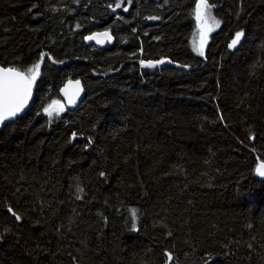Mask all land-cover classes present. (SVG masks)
I'll return each instance as SVG.
<instances>
[{
  "label": "trees",
  "instance_id": "16d2710c",
  "mask_svg": "<svg viewBox=\"0 0 264 264\" xmlns=\"http://www.w3.org/2000/svg\"><path fill=\"white\" fill-rule=\"evenodd\" d=\"M114 7L0 0V67L43 57L0 131V264H264V0H215L203 56L193 0ZM69 80L86 98L49 120Z\"/></svg>",
  "mask_w": 264,
  "mask_h": 264
},
{
  "label": "snow or ice",
  "instance_id": "6c2138e0",
  "mask_svg": "<svg viewBox=\"0 0 264 264\" xmlns=\"http://www.w3.org/2000/svg\"><path fill=\"white\" fill-rule=\"evenodd\" d=\"M113 2L115 4L113 11H115V9H119L122 5H124L125 0H119V2H115V0H113ZM193 2L195 3V19L198 22V33L194 35V45L197 54L203 56V49L208 35L214 30L213 24L218 27L220 21L217 20L210 12V9L215 5V0H213L212 4H209V0H199L198 3H196V0H193ZM128 3H131V0H128ZM123 11L127 12L128 8L124 7ZM152 19H157V17H152ZM209 21L212 23L210 24ZM97 36H105L109 39L112 38L110 33L106 31L103 33H96L93 36H88L86 39L92 40ZM242 37H244L243 31L236 32L235 38L232 39L229 47L235 48L239 44ZM41 62H43V57H40V62L34 64L31 68H28L26 72H21L15 67H0V125H3L5 121H12L17 113L22 112L27 105V102L32 94V87L39 75ZM52 62L56 63V61ZM164 62V60H160L155 63L152 61L145 62L141 60L140 64L142 67L155 68L157 64H163ZM75 84L77 86L76 95L78 96L79 91H82L79 87L80 81H75ZM51 109L52 105H49L48 108L44 109V112L48 115L49 120H51L53 116ZM59 114V112H56L57 116ZM75 135L76 134L73 133V138H75ZM256 172L258 175L264 176V164H261L256 169ZM79 192L83 193V189H79ZM81 198L82 197L80 195L77 196V199ZM8 211L11 212L17 220L20 219V216L17 215L11 208H9ZM132 216L133 218H136L137 216V211L135 209L132 210ZM133 227H135V225H133ZM166 257L169 264H171L173 259L172 254L166 253Z\"/></svg>",
  "mask_w": 264,
  "mask_h": 264
},
{
  "label": "water",
  "instance_id": "95a60500",
  "mask_svg": "<svg viewBox=\"0 0 264 264\" xmlns=\"http://www.w3.org/2000/svg\"><path fill=\"white\" fill-rule=\"evenodd\" d=\"M154 1L155 2H159L160 0H154ZM103 32H106V31H103ZM103 32H98V33H103ZM95 34H92L90 36H93ZM110 35L112 37L111 39H109L108 37H105V36H97L95 39H92V40H88V39L85 38V42H86V44L88 46H94L96 48L102 49V48H105V47L110 46V45L113 44L114 37H113V35L111 33H110ZM210 40H211V37H210V34H209L208 38L206 40L205 47L203 49L204 54L208 50V47H209V44H210ZM242 40L243 39L241 38L239 44L242 42ZM75 81H77V80H69L63 85V87L60 90V100L57 101V103H53L52 104L51 111L52 110L61 111V109H62V111L74 112L82 105V103L84 102V100L86 98V91H85V89L83 87L82 82L80 81L79 87L82 89V91H79V94L77 96L76 95L77 86L75 84ZM34 99H35V91L33 90V87H32L31 97L28 100L27 105L25 106L23 111L17 113V115L13 118L12 121H5L3 125H0V131H2L7 125L14 123L17 119H19V118L23 117L24 115H26L29 112V110L31 109V106L33 104ZM256 176H257L258 180L264 181V176H260L257 173H256Z\"/></svg>",
  "mask_w": 264,
  "mask_h": 264
},
{
  "label": "rangeland",
  "instance_id": "374dc122",
  "mask_svg": "<svg viewBox=\"0 0 264 264\" xmlns=\"http://www.w3.org/2000/svg\"><path fill=\"white\" fill-rule=\"evenodd\" d=\"M209 23L211 24L212 22L211 21H209ZM213 28H214V30L213 31H211L209 34H213V33H215L216 31H218L219 29H220V24H219V26L218 27H216L214 24H213ZM197 41H198V37H197ZM194 42V41H193ZM58 110H53L52 112H57ZM59 112V111H58ZM56 114V113H55Z\"/></svg>",
  "mask_w": 264,
  "mask_h": 264
}]
</instances>
